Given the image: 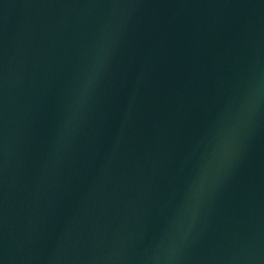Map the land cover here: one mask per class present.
Masks as SVG:
<instances>
[{"label":"water","instance_id":"water-1","mask_svg":"<svg viewBox=\"0 0 264 264\" xmlns=\"http://www.w3.org/2000/svg\"><path fill=\"white\" fill-rule=\"evenodd\" d=\"M0 264H264V0H0Z\"/></svg>","mask_w":264,"mask_h":264}]
</instances>
